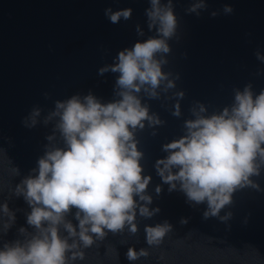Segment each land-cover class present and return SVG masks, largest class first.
Listing matches in <instances>:
<instances>
[{
	"label": "water",
	"instance_id": "water-1",
	"mask_svg": "<svg viewBox=\"0 0 264 264\" xmlns=\"http://www.w3.org/2000/svg\"><path fill=\"white\" fill-rule=\"evenodd\" d=\"M191 3L173 0L179 39L168 42L171 52L163 71L172 73V78L179 75L176 87L160 99L141 93L150 114H157L164 123L149 128L145 122V128L135 133L138 150L144 154L143 175L152 178L147 188L152 196L149 208L160 211L151 218L137 214L135 235L127 228L123 234L108 233L103 241L82 249L83 260L70 264H264V168L252 177L259 190L236 191L233 203L221 210V216L232 213L227 222L217 217L204 220L206 204L190 205L183 192H169L154 168L155 161L167 155L162 145L184 134L183 122L192 118L189 109L195 102L205 105L206 114L218 113L232 104L234 89L242 90L248 83L256 94L264 89V63L255 55L257 51L264 55V0H207V10L199 16L185 13ZM225 4L233 8L230 15L222 12ZM149 6L148 0H0V204L6 202L15 214L5 233L7 217L0 213V244L23 241L20 227L34 231L26 224L30 208L23 197L14 195V189L37 166L49 143L46 136L52 134L54 121L44 125L43 118L55 101L74 94L83 96L91 90L101 102L115 98L117 74L101 76L98 69L113 63L118 51L155 36L147 28L145 9ZM105 8H131L132 15L112 24L104 15ZM212 11L219 14L211 17ZM137 24L144 36L137 35ZM176 91L184 92L180 117L172 115ZM34 107L41 109L38 123L25 127L22 121ZM51 143L63 147L58 133ZM67 218L77 224L72 214ZM181 218L188 222L181 224ZM165 220L173 230L159 246L147 245L145 225ZM61 235L66 233L61 230ZM129 247L145 248L149 256L128 261Z\"/></svg>",
	"mask_w": 264,
	"mask_h": 264
},
{
	"label": "clouds",
	"instance_id": "clouds-1",
	"mask_svg": "<svg viewBox=\"0 0 264 264\" xmlns=\"http://www.w3.org/2000/svg\"><path fill=\"white\" fill-rule=\"evenodd\" d=\"M148 3L147 28L154 30L155 36L118 51L113 63L98 69L101 76L117 74L115 98L101 102L91 90L83 96L74 94L55 101L53 110L43 118L44 125L54 121L52 134L46 136L49 143L37 166L14 189V195L23 197L30 208L26 224L34 231L20 227L23 241L0 244V264H70L83 260L82 249L103 241L108 233L123 234L127 228L135 235L137 214L151 218L159 213L158 207L149 208L152 196L147 188L152 178L143 175L140 161L144 154L138 150L135 133L145 128V122L149 128L164 123L157 114H150L141 93L148 99H160L162 93L176 87L179 75L172 78L163 66L171 52L168 42L179 36L173 0ZM207 7V0H192L185 13L199 16ZM222 12L230 15L233 8L225 4ZM218 14L210 12L211 17ZM104 15L110 23L118 24L131 18L132 9L105 8ZM136 33L144 36L139 24ZM255 55L264 63V55L259 51ZM233 92L232 104L218 113L206 114L205 105L195 102L189 109L192 118L183 122L184 134L163 144L162 151L167 155L154 164L169 192H183L190 205L206 204L204 220L217 217L227 222L232 213L221 216V210L233 203L236 191L259 190L252 177L259 176L264 168V89L256 94L248 83ZM173 96L176 102L172 115L180 117L179 100L184 92L176 91ZM40 115L41 109L34 107L22 123L33 128ZM57 133L63 147L51 143ZM13 173L20 174L16 167ZM155 192L160 194L159 185ZM0 213L7 217L3 223L6 233L15 214L6 202L0 204ZM70 214L76 225L67 218ZM187 222L186 218L180 220L181 224ZM61 230L66 235H61ZM172 230L166 220L155 226L145 225V241L149 246H159ZM125 255L128 261H137L148 257L149 252L129 247Z\"/></svg>",
	"mask_w": 264,
	"mask_h": 264
}]
</instances>
